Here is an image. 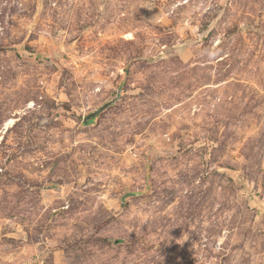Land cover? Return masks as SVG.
Here are the masks:
<instances>
[{"label": "rangeland", "instance_id": "374dc122", "mask_svg": "<svg viewBox=\"0 0 264 264\" xmlns=\"http://www.w3.org/2000/svg\"><path fill=\"white\" fill-rule=\"evenodd\" d=\"M0 264H264V0H0Z\"/></svg>", "mask_w": 264, "mask_h": 264}, {"label": "water", "instance_id": "95a60500", "mask_svg": "<svg viewBox=\"0 0 264 264\" xmlns=\"http://www.w3.org/2000/svg\"><path fill=\"white\" fill-rule=\"evenodd\" d=\"M118 99V95L113 98L112 100L103 103L101 106H99L97 109L89 113L83 118V122L87 123L88 121L92 120L94 117H96L99 113L103 112L106 108L110 107L115 101Z\"/></svg>", "mask_w": 264, "mask_h": 264}, {"label": "bare ground", "instance_id": "6f19581e", "mask_svg": "<svg viewBox=\"0 0 264 264\" xmlns=\"http://www.w3.org/2000/svg\"><path fill=\"white\" fill-rule=\"evenodd\" d=\"M11 124V123H10Z\"/></svg>", "mask_w": 264, "mask_h": 264}]
</instances>
